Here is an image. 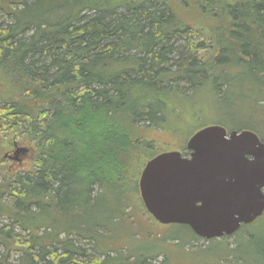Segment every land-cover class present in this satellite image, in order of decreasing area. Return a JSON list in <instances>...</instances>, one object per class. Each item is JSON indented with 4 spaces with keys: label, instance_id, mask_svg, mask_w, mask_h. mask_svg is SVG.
I'll return each instance as SVG.
<instances>
[{
    "label": "trees",
    "instance_id": "1",
    "mask_svg": "<svg viewBox=\"0 0 264 264\" xmlns=\"http://www.w3.org/2000/svg\"><path fill=\"white\" fill-rule=\"evenodd\" d=\"M210 125L264 143V0H0V264L166 263L139 180Z\"/></svg>",
    "mask_w": 264,
    "mask_h": 264
},
{
    "label": "water",
    "instance_id": "2",
    "mask_svg": "<svg viewBox=\"0 0 264 264\" xmlns=\"http://www.w3.org/2000/svg\"><path fill=\"white\" fill-rule=\"evenodd\" d=\"M187 151L162 153L141 174V199L158 223L212 241L264 215V143L256 133L210 125L191 136Z\"/></svg>",
    "mask_w": 264,
    "mask_h": 264
},
{
    "label": "rangeland",
    "instance_id": "3",
    "mask_svg": "<svg viewBox=\"0 0 264 264\" xmlns=\"http://www.w3.org/2000/svg\"><path fill=\"white\" fill-rule=\"evenodd\" d=\"M7 142L10 147L8 151L5 152L4 160L6 161L5 166L9 168L10 172L15 174L31 168V162L33 160L32 148L28 144H24L20 141L13 133L0 131V149L2 145L7 144ZM19 150H25V152H19L18 156L15 155V152ZM173 226L175 227L170 228L156 223L151 224L150 230L154 234H158L162 237L156 240L155 245H159H156L155 248L152 247V241H147L145 243L137 241L133 243V246L127 243V247H130L132 250H142L150 253L162 250V252L167 255L166 263L164 258L160 257L155 264H264V255L258 249V245L264 242V224L257 227L255 225L256 228L253 227L254 232H252L251 235L254 236V239L251 237L246 238L245 236H247V234L244 231L231 238L219 239L218 245L210 243V241L198 239L187 243L185 247L177 244L175 240H170L169 243L164 242L165 238L179 232L180 228L178 227L180 226ZM128 248H126L124 252H129ZM230 249H234V251H227Z\"/></svg>",
    "mask_w": 264,
    "mask_h": 264
},
{
    "label": "flooded vegetation",
    "instance_id": "4",
    "mask_svg": "<svg viewBox=\"0 0 264 264\" xmlns=\"http://www.w3.org/2000/svg\"><path fill=\"white\" fill-rule=\"evenodd\" d=\"M18 156V155H17Z\"/></svg>",
    "mask_w": 264,
    "mask_h": 264
}]
</instances>
